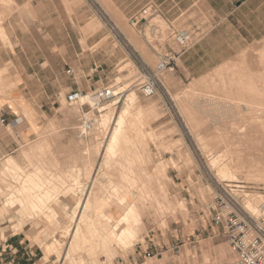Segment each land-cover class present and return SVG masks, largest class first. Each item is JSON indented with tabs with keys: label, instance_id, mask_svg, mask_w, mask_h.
<instances>
[{
	"label": "rangeland",
	"instance_id": "1",
	"mask_svg": "<svg viewBox=\"0 0 264 264\" xmlns=\"http://www.w3.org/2000/svg\"><path fill=\"white\" fill-rule=\"evenodd\" d=\"M11 1L0 0V111L13 106L19 117L13 125L21 140L8 156L23 168L13 171L11 180L20 189L33 173L32 166H37L42 173L34 179L44 186L38 198L47 192L44 199L49 200L28 221L16 211L4 212L2 238L22 233L30 235L31 248H54L46 252L47 260L37 254L34 264H229L233 260L229 245L211 224L218 203L223 200L264 228V39L242 48L204 76L184 77L175 72L176 67L165 71L158 76L159 92L143 97L136 87L145 79L141 66L152 72L157 62L144 37L150 40L155 28H161L162 42L174 48L167 23L194 31L196 40L181 57L211 29L201 8L193 7L168 21L152 0L129 14L81 1ZM147 5L157 13L144 30L132 27L129 18ZM109 10L117 14L115 23L105 13ZM158 47V51L164 48ZM62 59L67 63L63 85L53 83L50 76L49 80L15 79L19 73L43 75L40 68L47 67L45 62ZM72 59L78 65L70 64ZM93 63L100 64L104 73L86 77ZM89 83L90 88L75 91L77 85ZM101 88L122 93L93 111L79 99L69 101L75 92L92 94ZM86 112L93 127L83 134L80 121ZM121 115L124 141L105 156ZM39 142L48 154V166H39L37 151L26 156L30 159L20 155ZM55 160L64 167L55 166ZM229 163L239 169L230 176L218 173L220 166ZM68 187L73 192H67ZM95 188L102 192H93ZM92 192L98 203L91 206L87 224L75 219L71 223L73 206L86 204ZM138 197L140 218L131 223L130 236L108 241L116 221L106 224L98 218L99 212L108 207L117 220L125 209L121 199L132 204ZM3 200L1 196L0 210ZM55 203L66 215L64 225L47 231L46 213ZM15 256L17 261L19 254Z\"/></svg>",
	"mask_w": 264,
	"mask_h": 264
},
{
	"label": "crops",
	"instance_id": "2",
	"mask_svg": "<svg viewBox=\"0 0 264 264\" xmlns=\"http://www.w3.org/2000/svg\"><path fill=\"white\" fill-rule=\"evenodd\" d=\"M63 1V0H60ZM67 2H83L82 5H93L100 8H116L121 14H129L134 9L142 6L146 0H65ZM158 6L161 15L168 21L175 20L182 12L186 13L193 7L201 8L208 16L211 29L208 35L203 38L195 47L182 55L176 62L175 72L182 74L184 77H200L204 76L208 72L217 68L218 66L229 61L231 57L242 48L247 47L250 44H254L264 39V0H152ZM28 0H24L23 4H27ZM61 4V3H60ZM109 16V21L115 23L114 10L106 11ZM93 24L89 25V28ZM123 34V32L120 30ZM120 35V34H119ZM125 44V43H124ZM78 60L72 59L70 64L78 65ZM47 67L40 68L43 71L42 74L38 73H19L15 79H25L26 81L40 78L49 80L54 77L53 83L65 84L62 73L67 65L66 61L56 60L55 62H45ZM44 64V65H45ZM68 65L71 67V65ZM93 68L90 72H87L86 77L93 78L94 76L104 73L100 64L93 63ZM72 69V67H71ZM26 72V71H25ZM23 76V77H22ZM50 76V78H48ZM118 79V78H117ZM116 79V80H117ZM88 81V80H87ZM72 82L71 86H73ZM83 87H91L90 83L85 85H77L75 91H83ZM71 91H74L71 89ZM13 107V106H12ZM12 107L8 106L5 110L0 111V160L14 152L17 148L21 137L18 133L14 132L16 125L19 121L18 115L13 111ZM6 120H9L8 125H5ZM19 123V122H18ZM11 126V130L8 129ZM24 135H29L27 130L23 131ZM40 147L41 150L38 148ZM42 142H39L27 150H23L20 155L25 158L26 153L30 151L39 152V166H48L46 159L48 158L44 150ZM48 150V148H47ZM29 154V155H30ZM25 155V156H24ZM14 160H13V159ZM13 161V170L21 169V165L17 162V159L8 156L5 159ZM5 160L2 162L4 163ZM16 165H15V164ZM55 166H61L58 160L54 161ZM17 166V167H16ZM16 167V168H15ZM19 167V168H18ZM64 166H61V168ZM14 184V185H13ZM17 182L14 180H1L0 179V197L3 196L2 209L0 210V217L6 211L17 212L20 216L21 210L24 208L18 205L15 210L7 209L5 203L7 199L11 197H19ZM17 194V195H16ZM6 209V210H5ZM58 210V208H57ZM58 212H60L58 210ZM72 212V210H71ZM34 213L29 212V216L23 215V219H33ZM59 214L62 215L60 212ZM31 216V217H30ZM35 220V219H34ZM35 224V223H34ZM64 225V224H63ZM62 225V226H63ZM45 227V226H43ZM51 227H61L50 225ZM46 229V228H45ZM2 232V231H1ZM6 233V232H5ZM0 233V264H34V258L37 254L42 253L44 256L41 260H47V255L44 250H40L37 247H30V235H24L22 233H12L6 237L1 236ZM18 253L19 257L16 261L15 254Z\"/></svg>",
	"mask_w": 264,
	"mask_h": 264
},
{
	"label": "built area",
	"instance_id": "3",
	"mask_svg": "<svg viewBox=\"0 0 264 264\" xmlns=\"http://www.w3.org/2000/svg\"><path fill=\"white\" fill-rule=\"evenodd\" d=\"M157 13L151 5H147L139 12L132 15L128 23L134 27L143 29L149 18ZM172 23H167L168 38L174 48L169 44L163 43L161 30L155 28L150 40L144 37V43L152 50L156 56L157 62L154 70L150 72L147 68L141 66L144 80L138 82L137 90L143 97L154 96L160 90L158 76L165 71H173L176 67V61L186 49H188L196 40L194 31L185 28H178ZM114 31V28L111 27ZM159 44L164 48L158 51ZM71 70L67 71L70 74ZM122 92H115L112 88H101L92 94H83L75 92L69 95V101H77L79 96H84L87 100L86 106L91 110H97L98 107ZM90 100V102L88 101ZM81 132L88 133L93 127V121L88 116V112L81 115ZM211 224L226 239L233 260L230 264H264V228L260 221L243 215L237 209L230 208L223 200L218 203V208L211 218Z\"/></svg>",
	"mask_w": 264,
	"mask_h": 264
},
{
	"label": "bare ground",
	"instance_id": "4",
	"mask_svg": "<svg viewBox=\"0 0 264 264\" xmlns=\"http://www.w3.org/2000/svg\"><path fill=\"white\" fill-rule=\"evenodd\" d=\"M11 1V0H10ZM12 2V1H11ZM5 3V2H4ZM7 3V2H6ZM12 4V3H11ZM6 5V4H5ZM4 7V6H3ZM1 15V14H0ZM1 23V21H0ZM2 30V29H1ZM161 30V28H160ZM3 32V30H2ZM1 75V74H0ZM246 79V78H245ZM233 81V80H232ZM249 81V80H248ZM237 82V81H236ZM253 83V82H252ZM134 84V83H133ZM251 84V82L249 83V85ZM262 94V93H261ZM260 94V95H261ZM133 93H130L127 95V99L130 98L129 101L132 100V97H133ZM252 96V95H251ZM249 98H252L249 96ZM79 102L80 103H85L86 99L84 96H79ZM261 100V99H260ZM90 102V100H88ZM115 102L112 104L114 105ZM230 109V108H229ZM103 108L100 109V111H102ZM247 110V109H246ZM264 110V109H263ZM261 112V111H260ZM259 112V113H260ZM264 112V111H263ZM141 114V113H140ZM257 114V113H256ZM264 114V113H263ZM123 117L124 115H121L117 121V128L112 132V134L110 135V138H109V141L108 143L106 144L105 146V150H104V153H105V156H110L112 155V153L115 151L116 147H118L120 145V141H124L123 140V135H124V129L122 128V121H123ZM216 118V117H215ZM250 121V120H249ZM217 124V123H216ZM126 128V127H124ZM243 130V128H242ZM241 130V131H242ZM225 134V133H224ZM108 137V136H107ZM244 137V136H243ZM121 138V139H120ZM245 138V137H244ZM248 138V137H247ZM235 145V144H234ZM247 145V144H246ZM40 150L41 148L38 147ZM251 151V150H250ZM39 153V152H38ZM26 153V155H28L27 157L29 156H33V154H30ZM118 154V153H117ZM251 154V153H250ZM102 155V154H101ZM219 156V155H218ZM26 157V158H27ZM13 159V158H12ZM27 159H30V158H27ZM14 160V159H13ZM12 164H13V161L12 160H5L4 163H1L0 165V179L1 180H11L12 179V173H14L13 171V168H12ZM15 164V163H14ZM260 164V163H258ZM16 165V164H15ZM247 165V164H246ZM263 168L261 170H264V165H262ZM17 167V166H16ZM15 167V168H16ZM114 167V166H113ZM249 167V166H248ZM19 168V167H18ZM33 168V173L32 174H28L27 175V179L26 181L20 186V189L17 192L18 196L19 197H12V198H9L7 199L6 201V204H5V207L7 209H11L12 211L15 210V208L18 206V205H21L23 204V210H21V214L22 216L20 217H23V215H26L27 217L29 216V212H32V213H35L37 214L39 212V206L44 203V199L45 197H47V192L45 193V197H43V195L41 196V198H38V192H40L43 184H39V183H36L35 179H37L36 177H38L39 175H41V169H39L37 166H32ZM252 168V167H251ZM249 167V169H251ZM260 168V167H259ZM23 169V168H22ZM21 169V170H22ZM239 169V167H238ZM237 168H235L234 166H232L230 163L229 164H226V165H222L220 166L217 171L218 173L222 174V175H225V176H230L231 175V172L233 170H238ZM247 169V167H246ZM254 169V168H253ZM257 169V168H256ZM18 171H20V169H18ZM23 171V170H22ZM21 172V171H20ZM235 172V171H234ZM14 175V174H13ZM35 177V179H34ZM15 179V177L13 178ZM134 181V180H133ZM40 182V181H39ZM136 182V181H135ZM75 184V183H74ZM74 184H72L74 186ZM80 184V183H79ZM78 185V184H76ZM49 186V185H48ZM66 186V185H65ZM44 187V186H43ZM55 187V186H54ZM116 187V186H115ZM135 187H136V184H135ZM124 188V187H123ZM63 190V189H62ZM61 190V191H62ZM117 190H120L117 188ZM126 190V189H125ZM67 192H73L71 190L70 187L67 188L66 190ZM94 191H97V192H102V189L101 188H95L93 190ZM115 191V189H114ZM121 191V190H120ZM119 191V192H120ZM45 192V191H44ZM55 192V191H54ZM91 193V197H89L87 199V202L86 204L84 205H81L80 203H78L77 205H74L73 208H72V212L71 214L73 215V218L71 220V223L74 222V219L75 220H79L81 224H84L86 223V218L88 216L89 213H91V206L93 205L94 208H95V205L98 203L97 202V195L95 193ZM118 192V193H119ZM129 192V191H128ZM16 194V195H17ZM49 194V193H48ZM116 194V193H115ZM114 194V195H115ZM142 194V193H141ZM104 195V194H103ZM117 196L119 194H116ZM115 195V196H116ZM121 195V194H120ZM119 195V196H120ZM51 196V195H50ZM56 196H59L56 195ZM109 196V195H108ZM107 196V197H108ZM116 196V197H117ZM73 197V196H72ZM113 197V196H112ZM74 198V197H73ZM55 199V198H54ZM109 199V198H108ZM249 199V198H248ZM49 200V199H48ZM46 200V201H48ZM58 199H56L57 201ZM72 200V199H71ZM120 200V199H119ZM122 201V205H123V208L124 209V213H122V215L116 220L114 218V215L110 212V208L108 207H103L102 210L99 212L98 214V218L99 219H102L105 221L106 224H109V223H113V221H116V226L112 227L107 235V240H111L114 239V240H117V241H122L123 239H125V237L127 235L130 234V230H131V223L132 222H138L139 221V218H140V206H139V200H140V197H138V199H135L133 201V203H129L127 199H121ZM54 201V200H53ZM52 203V202H51ZM47 204V203H46ZM53 204V203H52ZM43 205V204H42ZM52 206V205H51ZM247 207V206H246ZM245 207V208H246ZM264 207V206H263ZM262 207V208H263ZM45 208V207H44ZM43 208V209H44ZM55 208H57V204L55 203V207H53V209L49 212H45L46 214H49V216L46 217L49 225H46L45 228L46 230L48 231L50 228V225H54V226H62L64 224V216L66 215H61L59 214L60 212L57 211V209L55 210ZM6 210V209H5ZM42 212V211H40ZM255 214V213H254ZM81 215V218L79 219ZM92 215V214H90ZM31 217V216H30ZM37 217V216H36ZM92 217V216H91ZM39 218V217H38ZM37 218V219H38ZM97 218V219H98ZM88 221V220H87ZM97 221V220H96ZM92 222V221H91ZM79 223V224H80ZM87 224V223H86ZM114 224V223H113ZM136 224V223H135ZM76 225V223L74 224ZM134 225V224H133ZM44 226V225H43ZM89 227V226H88ZM94 227V226H93ZM137 230V229H136ZM69 232V231H68ZM72 232V231H71ZM66 233V232H65ZM75 234V233H74ZM72 235V234H71ZM130 236V235H129ZM76 234L74 235V238H76ZM136 237V236H135ZM64 238V237H63ZM73 241V240H72ZM53 242L57 245V240H53ZM76 243V240L74 239V244ZM123 243V242H122ZM124 244V243H123ZM90 248V247H89ZM88 248V249H89ZM50 249H54L53 247L51 248V245L47 248V251L50 250ZM87 249V250H88ZM45 251V252H47ZM231 263V262H230ZM229 263V264H230Z\"/></svg>",
	"mask_w": 264,
	"mask_h": 264
}]
</instances>
